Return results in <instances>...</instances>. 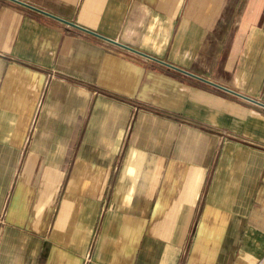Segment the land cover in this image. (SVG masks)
<instances>
[{
  "label": "crops",
  "instance_id": "crops-1",
  "mask_svg": "<svg viewBox=\"0 0 264 264\" xmlns=\"http://www.w3.org/2000/svg\"><path fill=\"white\" fill-rule=\"evenodd\" d=\"M264 103V0H20ZM0 264H264V107L0 0Z\"/></svg>",
  "mask_w": 264,
  "mask_h": 264
},
{
  "label": "water",
  "instance_id": "water-1",
  "mask_svg": "<svg viewBox=\"0 0 264 264\" xmlns=\"http://www.w3.org/2000/svg\"><path fill=\"white\" fill-rule=\"evenodd\" d=\"M10 1H13V2H15V3H18V4H20V5H23V6L27 7V8H29V9H32V10L37 11V12H39V13H42V14H44V15H46V16H49V17L54 18V19H56V20H59V21H61V22H64V23H67V24L72 25V26H74V27H77V28H79V29H81V30L86 31V32L89 33V34H92V35H94V36H97V37H99V38H101V39H104V40H106V41H108V42H111V43H113V44H115V45H118V46H120V47H122V48H124V49H126V50H128V51H131V52H133V53H135V54H138V55H140V56H143V57H145V58H147V59H150V60H152V61H154V62H156V63H159V64H161V65H164V66H166V67H168V68H171V69H174V70H176V71L182 72V73H184L185 75H188V76H190V77H193V78H195V79H197V80H200V81L205 82V83H207V84H209V85H212V86H214V87H216V88H218V89H221V90H223V91H226V92H228V93H230V94H232V95H235V96L240 97V98H242V99H244V100H247V101H249V102H252V103H255V104L259 105V106L264 107V103L261 102V101H257V100H255V99H253V98H251V97H248V96L242 95V94H240V93H238V92H236V91H234V90H232V89H230V88H227V87H224V86L219 85V84H217V83H214V82H212V81L206 80V79H204V78H202V77H200V76H197V75H195V74H193V73H191V72H188V71H186V70L180 69V68H178V67H176V66H174V65H171V64L166 63V62H164V61H162V60L156 59V58H154V57H152V56L146 55L145 53H143V52H141V51H138V50H136V49H133V48L127 47V46H125V45H122L121 43H118L117 41H114V40L108 39V38H106V37H103V36H101V35H99V34H96V33L92 32V31H89V30H87V29H83V28H81V27H78V26L75 25L74 23H70V22L65 21V20H63V19H60L59 17H56V16H54V15L48 13V12H45V11H43V10H41V9L35 8V7H33V6H31V5L27 4V3H25V2H23V1H20V0H10Z\"/></svg>",
  "mask_w": 264,
  "mask_h": 264
}]
</instances>
